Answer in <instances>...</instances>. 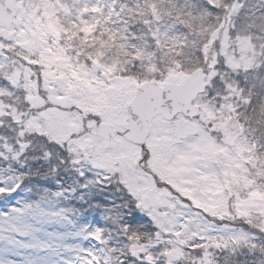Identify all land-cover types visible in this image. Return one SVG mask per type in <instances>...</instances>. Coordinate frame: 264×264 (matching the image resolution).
<instances>
[{"label": "snow or ice", "instance_id": "obj_1", "mask_svg": "<svg viewBox=\"0 0 264 264\" xmlns=\"http://www.w3.org/2000/svg\"><path fill=\"white\" fill-rule=\"evenodd\" d=\"M0 264H264V0H0Z\"/></svg>", "mask_w": 264, "mask_h": 264}]
</instances>
